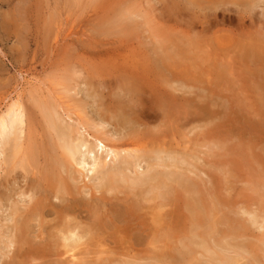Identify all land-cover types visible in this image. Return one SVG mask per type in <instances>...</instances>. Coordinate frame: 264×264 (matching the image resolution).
Returning a JSON list of instances; mask_svg holds the SVG:
<instances>
[{"label":"rangeland","instance_id":"obj_1","mask_svg":"<svg viewBox=\"0 0 264 264\" xmlns=\"http://www.w3.org/2000/svg\"><path fill=\"white\" fill-rule=\"evenodd\" d=\"M254 3L0 0V111L17 95H60L64 106L99 123L96 128L119 145L144 146L150 160L128 174L156 171L153 185L165 181L149 193V184L105 193L100 178L86 170L73 174L72 167L67 173L55 168L50 181L47 169L62 161V149L53 131L44 135L41 115L27 101L38 150L22 168L12 140L2 148L0 264H264V229L251 223L252 213L264 215V1ZM62 120L56 121L75 126ZM69 174L77 180L63 187L56 177ZM58 189L72 190L81 203L61 217L56 210L65 201L55 197ZM101 196L106 200H97ZM84 198L97 203L94 218ZM123 206L147 219L146 230L131 222L130 234L113 233L108 223ZM155 211L161 224L150 219ZM197 216L203 222L196 223ZM70 218L85 231L75 260L58 254L63 240L57 229ZM26 224L23 237L18 227Z\"/></svg>","mask_w":264,"mask_h":264},{"label":"bare ground","instance_id":"obj_2","mask_svg":"<svg viewBox=\"0 0 264 264\" xmlns=\"http://www.w3.org/2000/svg\"><path fill=\"white\" fill-rule=\"evenodd\" d=\"M264 0H255V3L253 4L254 7H258L259 6V3H262ZM253 9V8H252ZM127 10V9H126ZM264 11V10H263ZM128 15L129 13L126 12ZM64 78V77H63ZM68 78L66 77L65 78V85H67L69 82H68ZM28 81V80H27ZM51 81V80H50ZM61 83V82H60ZM52 86V85H51ZM67 87V86H65ZM61 88H63L61 86ZM60 88V89H61ZM66 90V89H65ZM30 91V90H28ZM36 91V90H35ZM57 91L58 93V90L56 89L55 92ZM60 91V90H59ZM67 91V90H66ZM61 92V91H60ZM53 94V92H51ZM50 93V94H51ZM19 94V93H18ZM26 94V93H24ZM46 95V94H45ZM55 95V94H54ZM59 95V94H58ZM62 95V94H61ZM64 95H65V92H64ZM62 95V96H64ZM56 96V95H55ZM60 97V95H59ZM59 97H51V96H44V98L36 96L34 95V93H31L29 92L26 96H19L17 95V97L15 99H11L8 103L5 104V107L2 111H0V160H1V157L3 156V152H2V148L3 146H5L7 143H9V141L12 140V147L13 150L16 149L17 151V156L16 153L14 154L15 158L17 157V166H20L22 168L25 167V165L27 164L28 166V163H32L34 160H35V157H36V148H35V137H34V132H33V126L31 124V111L29 108H27V104L28 102L27 101H30L32 103V106L33 107H36V109H38V112L39 114L41 115V118H42V121L44 122L43 125H45V130H46V133L45 134H48L47 131H50L53 136L56 135V138L58 140V147H60L62 149V153L61 155H58V156H62V161L61 159L59 160H54L53 162V166H50V168L47 169L48 173H46L47 177L49 176L50 177V181L51 179L53 180V175H54V171H55V168H59V169H62L64 170L65 168H68L66 170V173L69 172V167H72V172L71 173H75L76 172L78 174H81L83 170H86V172H90L91 175L93 174L94 176L93 177H96V178H100L102 180V184L104 186V189L103 191H107L108 193H111V192H115V188L117 187H121L123 185V187H127L129 189H134V188H137V187H141V189L143 190V187L144 185H148L150 186L149 189H147V193L149 192H153L155 189H159L160 187H162V185L164 184V182L162 180L160 181H155V183L157 182V184L153 185V180L155 179L156 177V171L155 172H146V173H138L135 169L134 173L131 174H128L129 171L133 170V168L136 167L137 164H141V162L145 161V159H147L146 157L148 156L147 154L144 153V146L142 144H140L139 142H136L135 143H128V147H124L122 145H119V143H117L116 141L114 140H111L110 138H108L106 136V132L105 131H102L97 127V125L99 123H97V125L95 123L90 122L87 118V116H85L84 114H82L80 111L77 112V110H73V108H67L66 106H64V102L60 101L61 99ZM65 97V96H64ZM9 98V97H8ZM135 98V97H134ZM7 99V98H6ZM66 99V97H65ZM74 100V99H73ZM65 101V100H64ZM4 103V102H3ZM68 103V102H67ZM29 105V104H28ZM67 105V104H66ZM74 106V104H73ZM66 107V108H65ZM31 108V106H30ZM131 108V107H130ZM129 108V109H130ZM59 109L62 110V113L65 114L66 116L62 115L59 113ZM133 109V108H132ZM73 110V111H72ZM126 111V110H125ZM131 111V110H130ZM74 112V115L76 116V120H73L75 119V117L72 115V113ZM77 112V113H76ZM126 114V112H125ZM74 117L72 119V116ZM62 116L65 117V119L67 118L68 121L69 120H72V122H75V126H73V124L71 123H67V122H64L61 124L58 123L57 121L58 120H62ZM89 117V116H88ZM124 117V116H123ZM91 118V117H90ZM125 118V117H124ZM65 119H63L62 121H65ZM99 119V118H98ZM57 120V121H56ZM101 120V119H100ZM129 120H131V116H130V113L126 114V118L124 120V123H130L131 125V122H129ZM102 121V120H101ZM104 123V122H102ZM109 124V123H108ZM152 124V123H151ZM102 125V124H101ZM104 125V124H103ZM128 125V124H127ZM139 125V124H138ZM105 125L102 127L104 128ZM107 127V126H106ZM133 127V125H132ZM137 127V126H136ZM107 129V128H106ZM90 130H93V131H90ZM55 135H54V133ZM115 132V131H114ZM117 134V133H116ZM39 135V134H38ZM50 135V136H49ZM48 136L51 138V134H49ZM77 135H80V136H84L83 138H79V137H76ZM46 136V135H45ZM128 136V135H127ZM12 137V138H11ZM87 137V139H86ZM49 138V139H50ZM54 137V139H56ZM89 138V139H88ZM114 138V136L112 137ZM116 138V137H115ZM46 139V137H45ZM48 141V140H47ZM46 141V142H47ZM51 141V140H50ZM49 141V142H50ZM56 141V140H55ZM118 141V140H117ZM141 141V139H140ZM146 142V141H145ZM51 143V142H50ZM57 142H55L56 144ZM10 146V145H9ZM7 147V146H6ZM54 147V146H53ZM56 150L57 148L54 147ZM53 148V149H54ZM149 148V147H148ZM147 148V149H148ZM151 148V147H150ZM4 149V148H3ZM54 149V151H55ZM161 149V148H160ZM12 150V149H11ZM38 150V148H37ZM158 151V149H155V151ZM162 151V150H161ZM166 151V150H165ZM164 151V152H165ZM6 152V151H5ZM15 152V151H13ZM45 152V151H44ZM53 152V150H52ZM51 152V153H52ZM150 152H152L150 150ZM163 152V153H164ZM12 153V152H11ZM56 153V152H55ZM155 153V152H154ZM12 154V155H13ZM59 154V153H58ZM92 154V155H91ZM153 154V153H151ZM170 154V153H169ZM11 155V154H10ZM56 155V154H55ZM147 155V156H146ZM52 156V155H51ZM153 156V155H151ZM163 156V155H162ZM13 157V156H12ZM158 157V156H157ZM160 157V156H159ZM14 158V157H13ZM14 158V159H15ZM151 158V157H150ZM177 158V157H176ZM154 159L155 158V155H154ZM179 159V158H178ZM6 160V159H5ZM11 160V159H10ZM147 160H150V159H147ZM180 160V159H179ZM13 161V160H12ZM15 161V160H14ZM13 161V162H14ZM56 161H58V164L56 163ZM176 161V159H175ZM185 161V160H183ZM181 161V162H183ZM50 162V161H49ZM62 162V163H61ZM111 162H113L114 164H110ZM2 163V162H1ZM51 163V162H50ZM55 163V164H54ZM116 163V164H115ZM139 164V165H140ZM156 164V163H155ZM188 164V163H187ZM161 166V164H159ZM76 166L77 168L75 169ZM156 166V165H155ZM79 167V168H78ZM150 167V166H149ZM152 167V166H151ZM159 167V166H157ZM164 167V165H163ZM139 168V167H138ZM71 169V168H70ZM155 169V168H154ZM149 170V169H148ZM156 170V169H155ZM61 172V170H59ZM58 171V172H59ZM141 171V170H140ZM162 172V171H161ZM60 174V173H59ZM70 175L69 178H62L61 175H59L57 180L58 181H61L62 184H63V187L65 186H68L69 183V180L71 181H76L77 180V177H75V175ZM161 174V173H160ZM176 174V172H175ZM58 175V174H57ZM68 175V174H67ZM131 175V176H130ZM179 175V173H178ZM167 176V175H166ZM168 176H171L170 174H168ZM173 176H175L173 174ZM90 177V176H89ZM92 177V179H93ZM176 177H177V174H176ZM83 178V177H82ZM159 178H161L159 176ZM169 180L170 178H173V177H168ZM80 179V178H79ZM86 178H84L85 180ZM91 179V178H90ZM99 179V180H100ZM158 179V178H157ZM163 179V178H162ZM167 179V178H166ZM176 178H174L175 180ZM57 180H56V183H57ZM63 180V181H62ZM82 181V180H81ZM96 181V180H95ZM176 181V180H175ZM183 181V180H181ZM100 182V181H99ZM98 182V183H99ZM153 182V183H152ZM180 182V181H178ZM191 182V181H190ZM60 183V182H59ZM80 183V182H79ZM84 183V181H83ZM87 183V182H86ZM169 183V182H168ZM187 183V182H185ZM89 184V183H88ZM101 184V183H100ZM70 185H73V184H70ZM90 185V184H89ZM184 185V184H183ZM58 186V185H57ZM84 187H87L84 183L83 185ZM99 186V185H97ZM148 186V187H149ZM194 185H192L193 187ZM197 186V185H196ZM62 187V188H63ZM76 187V186H75ZM96 187V185H95ZM189 187V186H188ZM71 188V187H70ZM80 188V187H79ZM78 188V189H79ZM98 188V187H97ZM95 188V189H97ZM100 188V187H99ZM145 189L147 187H144ZM65 189V188H63ZM63 189H60L63 191V193L61 192V195H57L60 193V190H54L57 194L55 195V197H57V199L59 198L60 201L61 199L63 201H65V203H63V201L61 203H63V207H62V211H59L61 209H58L56 210V214L60 215H65L66 213L68 214L69 212L71 211H74V209H77L76 207H78V204H81L80 202H78V200L74 197L73 193H72V190L71 192H67L68 189L66 188V192H64ZM82 189V187H81ZM79 189V190H81ZM84 189V188H83ZM85 189H88V188H85ZM92 189V188H91ZM90 189V190H91ZM125 189V188H124ZM144 189V191H145ZM167 189V188H166ZM191 190H193V188L190 187ZM25 190V189H24ZM123 190V189H122ZM130 190V191H131ZM169 189H167L168 191ZM190 190V191H191ZM74 191V190H73ZM92 191V190H91ZM96 191V190H95ZM139 191V190H138ZM94 192V191H93ZM103 192V193H104ZM117 192V191H116ZM115 192V193H116ZM122 192V191H120ZM145 192V193H146ZM173 192V190H172ZM26 194V192H24ZM70 195V198H67L65 197L66 195ZM77 193V192H76ZM81 193V191L79 192ZM106 193V192H105ZM144 192L142 191L140 195H142ZM168 193H170V191H168ZM118 194V192H117ZM23 195V194H22ZM65 195V196H63ZM76 195V194H75ZM28 198L30 200L34 199L33 198V195L30 194H27ZM107 196V195H106ZM36 198V197H35ZM106 200L104 199V196H101V197H97V200ZM35 200V199H34ZM192 200V199H191ZM194 200V199H193ZM89 201V200H88ZM32 202V201H31ZM82 202L84 203V206L85 208L87 209L88 211V215H90L91 217H95L98 215L99 213V208L96 206H94V204H92V202L88 203L87 200L82 199ZM33 203V202H32ZM95 203V202H94ZM30 204V203H29ZM27 204V205H29ZM66 204V205H65ZM26 205V204H25ZM104 205V204H103ZM196 205V204H195ZM42 206L43 205H37L36 206V210H40L42 209ZM100 206V205H99ZM128 206V205H127ZM160 206V205H158ZM80 207V205H79ZM112 207V206H111ZM191 209L194 210L193 212L196 213V207L193 206V205H190ZM198 207V206H197ZM30 208V207H29ZM119 208V207H118ZM138 208V207H137ZM156 208V207H155ZM130 209V210H129ZM124 207L122 208V210H120L121 213H119V209L115 210L114 213H112V217L110 219V222L108 220V215L106 216L107 217V222L109 227L112 229L114 228L113 230V233H118L121 231H119L120 229L123 231L122 233H127V234H130L129 232V225H131V222H133L134 226H136V229L137 230H142L141 227L143 225H146V221L147 219H142L141 216L137 215L136 212L131 211V208L129 207ZM189 209V208H188ZM190 209V210H191ZM30 210V209H29ZM140 209H138L137 211H139ZM257 210V209H256ZM32 211V210H31ZM141 211V210H140ZM158 211V210H157ZM152 212L151 213V221L153 223H158L160 222L161 224V221L164 219H159V212ZM246 211V210H245ZM244 211V212H245ZM14 212V211H13ZM34 212V211H33ZM192 212V213H193ZM248 212V211H247ZM15 213V212H14ZM61 213H64V214H61ZM161 213V212H160ZM251 213V212H250ZM250 213H248L250 215ZM258 214V212H256ZM256 213H252V217H253V221L251 222L252 224L255 223L256 225H258V227H263L264 229V215H262L263 217H261L260 213H259V216H257ZM264 213V212H263ZM31 214V213H30ZM70 214V213H69ZM103 214V213H102ZM101 214V215H102ZM107 214V213H106ZM105 214V215H106ZM109 214V213H108ZM32 215V214H31ZM34 215V214H33ZM58 215V216H59ZM194 215V214H193ZM197 215V213H196ZM62 216V217H63ZM89 216V217H90ZM100 216V215H99ZM105 217V216H102V218ZM106 217L104 219H106ZM75 218V217H74ZM93 218H91L90 220H92ZM97 217V221H100L101 219ZM64 219V218H62ZM194 219V218H193ZM203 219V218H202ZM201 219V217L197 216L194 221L197 223V222H203ZM61 220V219H60ZM74 219L70 218L69 220H66L64 222H61V224L59 223V228L57 229V231L59 232L62 240H63V244L61 245V247H63V252L62 253H58V254H69V256L72 258V259H76V252L78 253L80 251V247L79 245L81 240L83 239V235L82 233L85 232L84 231V228H82L79 223L77 221H73ZM145 220V221H144ZM251 220V219H250ZM249 220V222H250ZM93 221V220H92ZM90 221L89 224L92 225V228H95L93 227L94 226V223L95 222H92ZM95 221V220H94ZM96 221V222H97ZM101 222V221H100ZM99 222V225L102 224V222L100 223ZM58 223V222H57ZM97 224V223H96ZM112 226H111V225ZM203 224V223H202ZM254 224V225H255ZM22 225V224H21ZM21 225L18 227V233L21 232V236L24 235V232H28L30 230H27V224L25 226H23L21 228ZM98 225V224H97ZM98 225V226H99ZM105 225V224H104ZM104 225L102 227H104ZM132 225V226H133ZM149 225V224H148ZM154 225V224H153ZM156 225V224H155ZM195 226V225H194ZM253 226V225H252ZM58 227V226H57ZM108 227V228H109ZM146 228V226H144ZM150 227L151 224H150ZM196 227V226H195ZM210 227V226H209ZM257 227V226H256ZM26 228V229H25ZM91 228V229H92ZM105 228V227H104ZM107 228V227H106ZM131 228V227H130ZM135 228V227H134ZM198 228V227H197ZM258 228V229H259ZM22 229V230H21ZM30 229V228H29ZM87 229V230H86ZM85 230L90 233L91 230L86 228ZM132 229V228H131ZM144 229V228H143ZM150 229L153 230V228H149V230H147V235L150 236ZM90 230V231H89ZM146 230V229H144ZM142 230V231H144ZM261 230V229H260ZM80 231L82 233H80ZM110 231V230H109ZM112 231V230H111ZM129 231V232H128ZM136 231V230H135ZM108 232V231H107ZM133 232V231H132ZM264 232V231H263ZM262 232V233H263ZM17 233V234H18ZM29 233V232H28ZM87 233V234H88ZM150 233V234H148ZM26 234V233H25ZM92 234H94L92 232ZM261 234V233H260ZM99 235V234H98ZM21 236H19V238H21ZM100 236V235H99ZM127 236V235H126ZM25 237V236H23ZM28 237V236H27ZM87 237V236H86ZM113 237V236H112ZM125 236L123 235V238ZM261 238V237H260ZM7 239V238H6ZM100 239V238H99ZM120 239V238H119ZM118 239V240H119ZM261 239H264L263 237ZM259 239V241L261 240ZM84 240V239H83ZM82 240V241H83ZM263 242V245H264V240H262ZM203 243V242H202ZM9 246V245H8ZM45 248V247H44ZM264 248V247H262ZM241 252V251H240ZM187 253V252H186ZM190 252H188L189 254ZM238 253V252H237ZM215 255V254H214ZM242 255V254H241ZM80 256V255H78ZM77 256V258H78ZM212 256V255H211ZM186 257V256H185ZM216 257V255L214 256ZM212 257V259L214 258ZM242 257V256H241ZM244 257V255H243ZM225 260V258H224ZM216 261V260H215ZM228 261V259H227ZM78 262V261H77ZM82 263V262H81ZM231 261H229L228 264H230ZM232 264V263H231Z\"/></svg>","mask_w":264,"mask_h":264}]
</instances>
